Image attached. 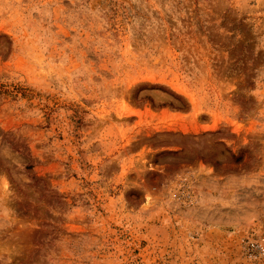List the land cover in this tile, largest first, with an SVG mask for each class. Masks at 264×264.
<instances>
[{
	"label": "rangeland",
	"instance_id": "obj_1",
	"mask_svg": "<svg viewBox=\"0 0 264 264\" xmlns=\"http://www.w3.org/2000/svg\"><path fill=\"white\" fill-rule=\"evenodd\" d=\"M0 264H264V0H0Z\"/></svg>",
	"mask_w": 264,
	"mask_h": 264
}]
</instances>
